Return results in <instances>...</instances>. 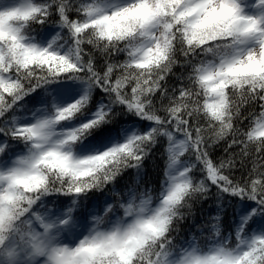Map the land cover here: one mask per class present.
<instances>
[{
    "label": "snow or ice",
    "instance_id": "1",
    "mask_svg": "<svg viewBox=\"0 0 264 264\" xmlns=\"http://www.w3.org/2000/svg\"><path fill=\"white\" fill-rule=\"evenodd\" d=\"M0 264H264V0H0Z\"/></svg>",
    "mask_w": 264,
    "mask_h": 264
},
{
    "label": "trees",
    "instance_id": "2",
    "mask_svg": "<svg viewBox=\"0 0 264 264\" xmlns=\"http://www.w3.org/2000/svg\"><path fill=\"white\" fill-rule=\"evenodd\" d=\"M164 147H167L166 140ZM226 148H228V142H219L218 145L213 148L214 156L217 158H225L229 154L225 152ZM159 157L160 150H157L154 154V157L145 162L143 172L146 174V180L154 182L157 179L163 178L160 170L157 168V164L160 162ZM248 166L251 167V164ZM236 174L239 175V172ZM129 178L135 182L136 176L134 171L129 173V176L126 177V179ZM147 186L153 187L154 183H149ZM217 204L218 202L215 201L211 196H209L207 199H197L196 202L193 203L191 213L188 215L187 219L182 221L178 226V239L183 238L190 240L195 236L199 240L204 236L210 235V233L206 231L202 232L201 229H206L210 227L212 223H215V221H213L211 218L216 215H220L221 230L222 233L227 236L230 230H226L225 225L231 223L233 218V210L227 206V203H225L223 206V211L217 212ZM50 207L52 206L50 205Z\"/></svg>",
    "mask_w": 264,
    "mask_h": 264
},
{
    "label": "rangeland",
    "instance_id": "3",
    "mask_svg": "<svg viewBox=\"0 0 264 264\" xmlns=\"http://www.w3.org/2000/svg\"><path fill=\"white\" fill-rule=\"evenodd\" d=\"M57 30H59V29H57Z\"/></svg>",
    "mask_w": 264,
    "mask_h": 264
}]
</instances>
